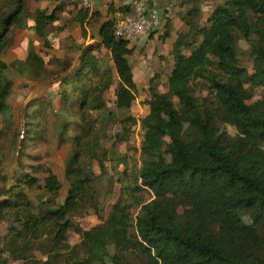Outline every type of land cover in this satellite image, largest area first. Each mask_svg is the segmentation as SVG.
I'll list each match as a JSON object with an SVG mask.
<instances>
[{
    "label": "trees",
    "instance_id": "obj_1",
    "mask_svg": "<svg viewBox=\"0 0 264 264\" xmlns=\"http://www.w3.org/2000/svg\"><path fill=\"white\" fill-rule=\"evenodd\" d=\"M201 1L189 0L191 9L182 17L184 29L170 53L174 67L167 92L159 91L162 74L149 82L135 182L112 204L105 222L90 230L75 226L74 218L93 211L103 220L112 198L105 196L102 184L107 164L127 166L126 156L114 160L103 146L113 114L106 101L110 90L117 110L126 112L115 145L129 142L139 123L131 114L136 83L128 59L135 49L114 36V21L109 20L101 25L98 40L90 37L92 43L77 46V62L58 59L51 70L52 62L29 50L25 65L30 77L53 87L49 101L27 104L25 128L15 137H23L19 152L28 141L47 140L49 118L59 143L69 144L71 151L65 161L68 196L57 208L50 196L60 193L62 182L54 173L41 179L40 166L28 171L21 164L0 178V221L7 223V239L16 243L14 257L22 264H106L109 257L112 264H264V99L254 101L252 91L264 87V0H226L204 25ZM131 8L110 5L108 11L129 14ZM61 9L31 14L29 0H0V56L13 45L15 29L28 27L29 17L34 20L31 30L52 47L47 29ZM100 17L98 11L80 9L76 20L84 27ZM170 27L167 20L164 37ZM238 38L249 43L253 73L241 66ZM7 69L0 59V116L10 130L13 83ZM202 81L207 96L200 98ZM53 99L59 100L58 107ZM5 137L0 131V143ZM37 190L43 194L33 199ZM147 190L152 198H136L133 214L125 194ZM70 231L82 237L79 246L67 244ZM37 249L47 260L35 258Z\"/></svg>",
    "mask_w": 264,
    "mask_h": 264
},
{
    "label": "rangeland",
    "instance_id": "obj_2",
    "mask_svg": "<svg viewBox=\"0 0 264 264\" xmlns=\"http://www.w3.org/2000/svg\"><path fill=\"white\" fill-rule=\"evenodd\" d=\"M224 1L226 0H202L200 2L199 5L202 13L201 23L203 25L207 23V20L214 11L215 7ZM169 3L170 4L165 3V7L169 10H165L164 12L162 11V16L166 18V20L171 21V31L174 29V20L182 21V17L186 15L192 5H189V0H170ZM60 6H62V9L57 12L59 17L58 21L53 23L47 29V39L52 47L48 48L45 46V39L38 37L31 30V27L34 26V20L29 17L27 20L28 27L15 29L13 45L0 56V59L7 65V77L13 83L9 105L12 108L14 115L13 126L10 130H8L3 124L4 118L0 116V131L7 136L3 138L0 143V178L4 175L9 177L12 171L17 169L18 165L21 164L24 165V167H27L28 171L40 166L42 171L38 174V176L41 179L47 175V172L54 173L62 182V189L60 193L56 196H50L54 202V208L63 204L68 196L69 184L65 175V161L71 151V148L69 144L59 143L57 136L52 131L54 119L49 118L50 125L48 126L49 132L46 135L47 140L28 141L26 149L22 151L23 154L19 152L20 141L23 137L21 135L20 139L17 140L15 137L16 135L22 134L25 128L23 117L25 115L27 104L30 101L38 99L49 101L50 88L53 87V84L48 81L40 82L32 80L25 65V61L29 50L36 49L40 52L46 62H52L50 63L51 66H49L51 70L57 67L56 60L58 59L61 61L69 59L73 63L77 62L78 56L80 55L77 51V46L88 42L92 43L93 41L91 39L93 38L98 40L101 25L106 21L113 19V16L110 17L112 14L109 13V11H106L105 16L101 14L100 18L93 20L90 24L88 23V25L85 23V26L83 27L76 20V16L80 8L71 5L68 0H29V10L31 14H34L38 9L46 10L51 13ZM89 11L90 14L93 13L91 8H89ZM166 14L168 15L167 17ZM183 29L184 24H182V27L177 31V34ZM160 30L161 28L156 32ZM90 37L92 38L90 39ZM151 49V46H144L143 54L148 57L146 63H148L149 68L153 71L158 69L157 65H161L164 68L161 73L162 79L159 91L161 93H165L168 89V76L170 74L171 65H169V61L166 62V67L162 65L163 60L158 55L159 52L157 48L154 55H148L147 53H150ZM236 50L241 66L247 69L249 73H253V61L249 56V43L242 38H238ZM133 54L131 56H133ZM131 60L136 61L137 58L133 56ZM136 71L137 75H139L140 71L138 69H136ZM144 85L147 86L145 87ZM144 85H136V101L131 109V114L139 120V123L132 129V135L129 142L122 143L117 146L114 143L115 135L121 130L119 121L126 112L117 110L115 107L113 89L106 95L107 106L113 114L108 119V135L107 138L104 139L103 146L109 149V151H112V157L114 160H118L119 158L126 156L127 166L122 162L117 164L118 161H113L107 164L108 174L102 178V184L104 192L106 193L105 196L111 194L112 198L104 206L103 220L99 219L93 211L85 216L74 218L75 226H80L82 230H90L100 224H103L112 210V204H114L121 197L122 192H125L123 190L126 187L129 186L131 188L135 182V168L139 164L138 150L141 147L144 135V130L141 127L140 121L149 112L145 104V100L150 97L148 92L149 84L144 83ZM197 88V95L200 96V98L207 96V86L203 81L199 83V87ZM252 91L254 93V101L264 99V87H253ZM59 104L58 99H53V105L55 107H58ZM44 127L45 125L43 128ZM227 130L232 136H236V131L232 127H228ZM126 168H128L127 175H124L123 172ZM94 169L98 175L101 173L97 163L94 164ZM11 182L12 181L9 179L8 184ZM1 185L0 181V186ZM42 194V190H37L32 193L31 196L34 199V196H41ZM125 196V201L128 204L134 205L132 210L133 214H136L138 211L136 198L143 201H149L152 198V195L148 190L139 192L138 194L136 193V196L134 195L133 197H131L132 193L125 194ZM160 214L166 215L165 212H161ZM7 227L8 225L5 221H0V264H22L20 260H17L14 257L13 251L15 250L16 243L7 239ZM81 242L82 237L79 234L74 231L69 232L67 244L71 248L79 246ZM109 253L111 256L115 254L113 247L109 249ZM33 255L36 259L42 261H45L48 258V255L40 249L33 250ZM4 261H6V263H3ZM106 264H112L110 257L107 258Z\"/></svg>",
    "mask_w": 264,
    "mask_h": 264
},
{
    "label": "crops",
    "instance_id": "obj_3",
    "mask_svg": "<svg viewBox=\"0 0 264 264\" xmlns=\"http://www.w3.org/2000/svg\"><path fill=\"white\" fill-rule=\"evenodd\" d=\"M169 1L170 0H157L156 1L157 7L160 9L161 12L162 11L164 12L165 10L166 11L169 10V9L167 10V8L165 7V3L170 4ZM110 5H114L116 8H119L121 6H132V0H97L95 4L92 6L91 10L92 12L98 11L101 14H103V16H105L106 11L109 10ZM118 14H122V13L117 12L114 15L113 14L110 15V17L113 16V19H110V20H114ZM167 16L168 15L166 14V17ZM166 21H167L166 18H164L162 27H161V30L163 31L160 30L158 32H154L148 38L136 39L133 42H130L129 44V48H134V49L136 48V51L134 52L133 56L136 57L137 60L132 61L131 58L133 56L128 57L129 62L131 63L133 67V74H134L136 85H140V84L144 85V83L149 84L152 77L155 74H161L162 70L164 69L161 65H157L158 69L154 71L151 68H149L148 63H146V60L148 57H146V55L143 54L144 46L152 47L151 52L152 50L153 52L147 53L148 55L150 54V56L155 54L156 48H157L159 52L158 55L163 60L162 65L166 67V62L169 61L170 62L169 65H171L170 74L172 72V69L174 67V60L170 53H171L173 42L176 40V37H177V31L182 27V24L184 23L181 20H177V21L174 20L173 22L174 29L171 28L172 30L169 31L168 37H164ZM136 69L140 71L139 75H137ZM144 86L146 87L147 85H144Z\"/></svg>",
    "mask_w": 264,
    "mask_h": 264
},
{
    "label": "built area",
    "instance_id": "obj_4",
    "mask_svg": "<svg viewBox=\"0 0 264 264\" xmlns=\"http://www.w3.org/2000/svg\"><path fill=\"white\" fill-rule=\"evenodd\" d=\"M97 0H68L71 5L89 10ZM164 17L155 0H132L129 14H118L114 21V36L117 39L133 42L148 38L159 30Z\"/></svg>",
    "mask_w": 264,
    "mask_h": 264
}]
</instances>
